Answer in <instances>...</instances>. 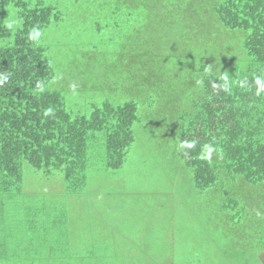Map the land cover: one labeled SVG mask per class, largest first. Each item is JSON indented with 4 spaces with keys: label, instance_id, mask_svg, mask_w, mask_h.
I'll return each instance as SVG.
<instances>
[{
    "label": "rangeland",
    "instance_id": "rangeland-1",
    "mask_svg": "<svg viewBox=\"0 0 264 264\" xmlns=\"http://www.w3.org/2000/svg\"><path fill=\"white\" fill-rule=\"evenodd\" d=\"M20 1L29 5L42 1L59 13L40 31L37 47L44 51L54 73L45 89L59 92L68 112L89 116L90 106L103 101L136 105L139 121L132 127L134 142L124 165L118 171L102 167L113 187L111 193L99 197L95 188H87L95 202L92 214L107 213L109 218L124 221L128 230H137L153 257L172 256L164 264H260L259 256L264 259V187L250 186L243 193L248 200L243 218L234 220L230 213L222 216L216 193H191L189 175L171 145L173 112L188 107L192 100L193 79H200L196 70L204 66L206 72L217 74L222 57L237 54L242 59L244 34L222 29L210 14V0ZM176 3L180 10L171 11ZM25 19L21 8L0 12V21L9 31L7 38L0 36V50L15 45L25 30ZM99 147V136L89 137L88 175L98 170ZM52 175L47 177L44 170L23 164L19 185L31 194L22 203L13 196L7 218L0 217V235H5L3 243L13 264H73L72 258L56 263L62 252L51 251L53 245H63L67 233L63 227L52 226L49 231L47 212L50 207L56 211L68 207L61 175L58 171ZM142 184L153 188V193L138 187ZM172 189L179 191L169 195ZM32 199L56 206L38 211L32 222L25 217L26 222L18 212H28L22 204H33ZM87 206L88 202H82L71 208L70 216L78 218ZM12 209L14 216H10ZM73 227L77 234L85 233V226ZM69 230L73 229L69 226ZM174 232L188 236L172 238ZM66 243L65 254L72 257L76 251L70 237ZM34 250L39 260L30 257V261L27 257Z\"/></svg>",
    "mask_w": 264,
    "mask_h": 264
},
{
    "label": "trees",
    "instance_id": "trees-1",
    "mask_svg": "<svg viewBox=\"0 0 264 264\" xmlns=\"http://www.w3.org/2000/svg\"><path fill=\"white\" fill-rule=\"evenodd\" d=\"M13 7L23 9L26 19L25 30L16 38L15 45L0 50L1 219L7 218L13 196H18L22 203L31 194L19 185L24 163L34 170H44L47 177L58 171L68 207L56 211L50 207L56 205L32 199L33 204H22L28 212H18L20 218L32 222L38 211L47 212L51 208L47 212L49 231L52 226L63 227L62 231L67 233L61 239L63 245L52 246V252H62V259L57 257L56 263L72 258L73 264H164L172 256L153 257L137 230H128L124 221L109 218L107 213L92 214L95 202L87 193L88 187L95 188L99 197L111 193L113 187L102 167L106 171H118L124 165L134 142L132 127L139 121L136 105L103 101L90 106L89 116L68 112L61 94L45 89L54 73L44 51L37 47V39L29 38L33 29L47 28L59 13L42 1L29 5L20 0H0V12ZM176 9L180 10L177 3L171 11ZM209 9L222 29L244 34L240 47L244 56L242 59L237 54L232 58L222 57L217 74L206 72L204 66L196 70L195 75H200V79H193L192 100L188 107L173 112L172 153L189 175L191 193L194 196L216 193L221 215L230 213L232 219L239 220L248 210L243 193L247 194L250 186L264 187V87L257 84L258 78L264 84V0H210ZM0 36H9L1 21ZM160 69L158 72H162ZM95 134L99 136L101 160L95 164L98 170L88 175L87 146L89 137ZM138 187L153 193V188L147 189L145 184ZM178 191L172 189L169 195ZM82 202H88V206L79 219L71 217V208ZM13 209L10 216H14ZM62 218L63 226H60ZM73 226H85V233L77 234ZM127 231L133 233L124 235ZM178 234L174 232L171 237L188 236ZM69 237L76 251L72 257L65 254ZM4 239L2 233L0 262L7 260V264H13ZM31 253L27 257L30 261L33 260L30 257L39 258L35 250ZM259 259L264 264V259L260 256Z\"/></svg>",
    "mask_w": 264,
    "mask_h": 264
},
{
    "label": "clouds",
    "instance_id": "clouds-1",
    "mask_svg": "<svg viewBox=\"0 0 264 264\" xmlns=\"http://www.w3.org/2000/svg\"><path fill=\"white\" fill-rule=\"evenodd\" d=\"M13 22H15V21H13ZM8 27H12V24L10 23V24L8 25ZM40 35H41V33H40L39 30L33 29V30H32V33H31L30 36H29V38L35 40V39H37L38 37H40ZM226 79H227V77H225V80H226ZM257 84H258V85H261L262 87H264V84H262V82H261V80H260L259 78L257 79ZM192 146H193L192 144H188V147H192Z\"/></svg>",
    "mask_w": 264,
    "mask_h": 264
}]
</instances>
